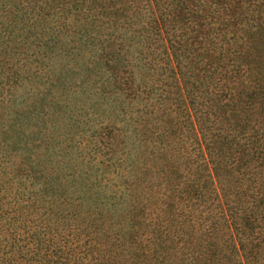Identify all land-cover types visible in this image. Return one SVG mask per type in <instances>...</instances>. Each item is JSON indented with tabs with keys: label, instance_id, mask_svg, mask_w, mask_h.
Wrapping results in <instances>:
<instances>
[{
	"label": "trees",
	"instance_id": "obj_1",
	"mask_svg": "<svg viewBox=\"0 0 264 264\" xmlns=\"http://www.w3.org/2000/svg\"><path fill=\"white\" fill-rule=\"evenodd\" d=\"M0 264H264V0H0Z\"/></svg>",
	"mask_w": 264,
	"mask_h": 264
}]
</instances>
